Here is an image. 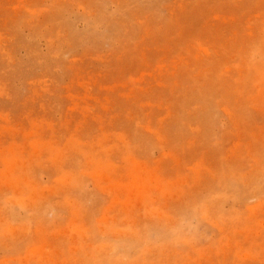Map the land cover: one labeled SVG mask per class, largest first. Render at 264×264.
<instances>
[{"label":"rangeland","instance_id":"1","mask_svg":"<svg viewBox=\"0 0 264 264\" xmlns=\"http://www.w3.org/2000/svg\"><path fill=\"white\" fill-rule=\"evenodd\" d=\"M0 264H264V0H0Z\"/></svg>","mask_w":264,"mask_h":264},{"label":"bare ground","instance_id":"2","mask_svg":"<svg viewBox=\"0 0 264 264\" xmlns=\"http://www.w3.org/2000/svg\"><path fill=\"white\" fill-rule=\"evenodd\" d=\"M128 160H130V159H128ZM131 160H132V159H131ZM131 160H130V161H131ZM133 161L135 162V160H133ZM99 162H100V161H99ZM100 163H101V162H100ZM91 164H92V163H91ZM96 164H97V165H96ZM96 164H94V165H96V166H101V165H102V166H103V163L100 164V165H98L99 163L97 162ZM136 164H137V163H136ZM110 165H112V164H110ZM138 165H139V164H138ZM102 166H101V168H103L105 165H104L103 167H102ZM110 167H112V166H110ZM137 167H138V166H137ZM137 167H136V168H137ZM95 168H96V167H95ZM98 168H99V167H98ZM136 168H133L134 171L136 170ZM96 169H97V168H96ZM104 169H105V168H104ZM137 169H138V168H137ZM138 170H139V169H138ZM138 170H136V172H137ZM141 170H142V169H141ZM96 171H97V170H96ZM96 171H95V172H96ZM101 171H102V170H101ZM107 171H108V170H107ZM143 171H144V170H143ZM97 172H99V171H97ZM97 172H96V174H97ZM108 172H110V170H109ZM108 172H107V174H108ZM132 172H133V170H132ZM139 172H140V171H139ZM99 174H100V172H99ZM103 174H104V171H103ZM134 174H135V173H134ZM134 174H133V176H134ZM140 174H141V173H140ZM101 175H102V174H101ZM104 175L107 176L106 173H105ZM138 175H139V173L137 174V176H138ZM108 176H109V175H108ZM139 176H140V175H139ZM139 176H138V177H139ZM131 177H132V175H131ZM140 177H141V176H140ZM110 178H111V177H110ZM110 178L107 177L108 181H109ZM133 178H135V177H133ZM136 178H137V177H136ZM141 178H142V177H141ZM107 179H106V180H107ZM111 179H112V178H111ZM155 179H156V178H155ZM136 180H137V182H138L139 178L136 179ZM157 180H161V179H157ZM157 180H156V182H157ZM130 181H131V180H130ZM130 181H129V182H130ZM133 181H135V180H133ZM143 181H144V180H142V182H143ZM151 181H153V180H151ZM112 182H113V180H112ZM137 182H136V186L140 185V183L137 184ZM147 182H148V181H146V182H144V183L147 184ZM159 182H160V181H159ZM115 183H116V182H115ZM117 183H118V182H117ZM127 183H128V182H127ZM131 183H132V182H131ZM133 183H135V182H133ZM160 183L162 184V182H160ZM113 184H114V183H113ZM119 184H121V183H119ZM146 184H144V186H145ZM156 184H157V183H156ZM161 184H159V185L162 187ZM124 185H125V184H124ZM142 185H143V184H142ZM163 185H164V184H163ZM166 185H167V184H166ZM170 185H171V184H170ZM116 186H117V189H121V188L119 187L120 185L118 186V184H117ZM125 186H126V185H125ZM125 186H124V187H125ZM128 186H130V185L128 184ZM154 186H155V185H154ZM157 186H158V185H157ZM168 186H169V185H167V187H168ZM171 186H172V185H171ZM113 187H115V185H114ZM118 187H119V188H118ZM132 187H133V185H132ZM132 187L130 186V188H132ZM146 187H147V185H146ZM172 187H173V186H172ZM147 188H148V187H147ZM147 188H145V189H147ZM158 188H160V187H158ZM111 189H112V187H111ZM122 189H123L122 191H124V188H123V187H122ZM148 189H149V188H148ZM162 189H164V187L161 188V190H162ZM112 190H114V192H116L115 189H112ZM135 190H136V189H135ZM138 190H139V189H138ZM140 190L142 191L143 189H140ZM165 190H166V189H165ZM130 191H132V190H130ZM130 191L128 190V192H130ZM133 191H134V190H133ZM141 191H140V192H141ZM143 191H144V190H143ZM146 191H147V190H146ZM169 191H170V190H169ZM119 192H121V191H119ZM119 192H118L117 194H119ZM134 193H135V192H134ZM142 193H143V192H142ZM135 194H136V193H135ZM115 195H116V193H115ZM130 195H131V194H130ZM138 195H139V193H138ZM143 195H144V193H143ZM116 196H118V195H116ZM140 196H141V195H140ZM130 197H131V196H130Z\"/></svg>","mask_w":264,"mask_h":264}]
</instances>
